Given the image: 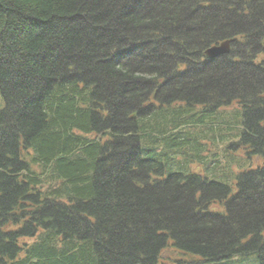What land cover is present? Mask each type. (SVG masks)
Masks as SVG:
<instances>
[{
    "label": "trees",
    "instance_id": "1",
    "mask_svg": "<svg viewBox=\"0 0 264 264\" xmlns=\"http://www.w3.org/2000/svg\"><path fill=\"white\" fill-rule=\"evenodd\" d=\"M249 256L264 0H0V264Z\"/></svg>",
    "mask_w": 264,
    "mask_h": 264
},
{
    "label": "rangeland",
    "instance_id": "2",
    "mask_svg": "<svg viewBox=\"0 0 264 264\" xmlns=\"http://www.w3.org/2000/svg\"><path fill=\"white\" fill-rule=\"evenodd\" d=\"M208 143V141H206ZM205 146V144H203ZM252 156V155H251ZM233 162H235L237 164V166L241 167V168H245V166H248L250 167L251 165H248L247 163H245V155L244 153H237L235 155H233ZM256 166V163L251 166L250 168H253ZM166 254L168 253H176L174 250L171 249V251H167L165 252ZM179 258L180 259H183V260H188V257H185L183 255H181L180 253L178 254ZM174 257V256H173ZM174 259L176 258H172L171 261H175ZM235 260V259H234ZM231 261L233 260H229L227 263H230ZM225 263V262H223ZM218 264H222V263H218ZM233 264H257V260H256V257L255 256H249V257H238L237 260L235 262H233Z\"/></svg>",
    "mask_w": 264,
    "mask_h": 264
},
{
    "label": "water",
    "instance_id": "3",
    "mask_svg": "<svg viewBox=\"0 0 264 264\" xmlns=\"http://www.w3.org/2000/svg\"><path fill=\"white\" fill-rule=\"evenodd\" d=\"M230 43L231 41H226L221 43L218 46H215L211 49H209L206 54L210 57V58H216L219 57L221 55H225L229 52L230 50Z\"/></svg>",
    "mask_w": 264,
    "mask_h": 264
},
{
    "label": "bare ground",
    "instance_id": "4",
    "mask_svg": "<svg viewBox=\"0 0 264 264\" xmlns=\"http://www.w3.org/2000/svg\"><path fill=\"white\" fill-rule=\"evenodd\" d=\"M225 42H226V41H225ZM214 47H215V46H214ZM230 47H231V43H230ZM212 48H213V47H212ZM210 49H211V48H210ZM230 49H231V48H230ZM229 52H230V50H229ZM229 52H228V53H229ZM228 53H227V54H228ZM225 55H226V54H225ZM207 56H208V55H207ZM221 56H222V55H221ZM208 57H209V56H208ZM212 59H213V58H212Z\"/></svg>",
    "mask_w": 264,
    "mask_h": 264
}]
</instances>
